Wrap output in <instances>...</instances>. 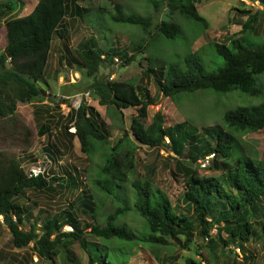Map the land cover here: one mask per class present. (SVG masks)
Returning a JSON list of instances; mask_svg holds the SVG:
<instances>
[{
  "label": "trees",
  "instance_id": "obj_1",
  "mask_svg": "<svg viewBox=\"0 0 264 264\" xmlns=\"http://www.w3.org/2000/svg\"><path fill=\"white\" fill-rule=\"evenodd\" d=\"M77 1L38 0L28 15H16L6 21V44L4 52L0 54V126L4 132H15V129H19L15 126L18 121L15 114L18 102L30 103L36 98L43 99V89L39 82L44 76L43 70L53 39H61L67 35L66 19H80L89 12L87 8L80 7ZM145 2L154 10L165 4L168 8L166 16L178 12L186 19L204 23L191 0ZM258 3L264 5V0H258ZM14 5L12 0L0 4V19L7 13H12L15 10ZM114 11L111 19L116 24L139 26L144 32L150 27L149 17L126 15L118 4ZM240 13L246 14L243 11ZM254 21L253 18L247 19L243 24V31L251 28ZM177 27L176 24L162 20L155 29L164 39L174 40L178 37ZM242 41L232 40L229 44L210 43L214 46V56H218L222 61L221 66L213 72H206L201 59L191 54L184 59L185 67L178 64L168 65L159 71V78L155 81L160 93L168 98L178 93L197 90H212L221 94L239 91L250 96L260 95L262 89L257 87L254 76L264 73V39L259 44ZM96 43L95 38L90 37L79 43L76 50L84 72L92 79L88 87L92 96L100 106H113L121 109V112L124 109L136 108L129 128L134 141L150 149H167L177 157L185 154L189 168L187 173L183 174L185 182L180 208L150 179L136 177L133 156L137 146L130 142L131 147L122 156V145L125 140L130 141L127 134H124L109 148L107 157L99 167L94 185L100 192L110 196L114 186L117 188L118 184L126 182L128 175L132 174L134 179L129 184L134 193L132 208L145 220L147 233L140 237L136 232L129 230L126 224L115 225L117 217L131 209L125 198L119 200L122 205L108 214L105 225L100 226L97 223L96 203L88 193L81 201V209L85 213L88 210V215L92 218L90 234L98 239L135 243L142 241L153 246L181 244L185 250H190V245L196 237L202 242L206 241L210 257L205 260V264H217L214 263L217 259L215 250L220 244L224 248L236 245L240 251H244L245 244L251 238L261 239L264 244V213H261L262 209L259 208V202H264V157L260 159L256 153L244 154L240 144L243 136L264 129V102L227 111L223 116L222 126L201 129L202 132L199 133L189 132L186 121L164 128L163 119L159 114L153 115L152 121L146 124L147 109L151 105L146 88L141 90L130 81L97 77L104 62L112 63L114 59L118 62L120 59L122 63L129 64L134 60V54L128 56L123 50L102 52ZM231 45L233 48H230ZM142 48L143 45H140L138 50ZM64 58L61 52L59 60ZM150 72L151 70H147L146 73ZM139 90L143 93L140 94ZM69 121L73 122L74 135L79 141L81 152L86 156L95 150L96 144H108L112 138L109 127L95 108L85 101L80 103L78 109L71 110ZM68 127H62V132L69 134ZM42 128L41 134L50 133L47 125ZM24 129L25 137L21 146L27 148L32 134L25 127ZM166 138L168 143L165 142ZM50 146L45 150H51ZM209 156H212L209 170L220 172L221 176H199L193 169L198 166L199 159ZM55 159L52 156L51 160ZM38 166L41 169L45 165L40 163ZM30 174L29 168L22 167L16 155H7L0 151V218L11 236L13 248L22 249L33 243L32 249L36 255L44 261H51L58 255L59 248L63 249L76 241L86 252L89 264H107L103 257L95 258L93 252L88 249L92 244L89 245L84 239L85 230L75 220L71 212L72 207L63 211L65 213L62 222L55 217L48 221L42 234L37 233L35 225L27 231L21 229L20 225L29 206L20 205L17 199L30 188L43 191L47 190L52 182L64 183V179H50L41 173ZM103 176L106 179H101ZM76 183L73 178L70 184L76 187ZM86 199L88 202H84ZM66 225L72 228L71 233L60 232ZM213 230L216 234L212 237L210 234ZM225 253L226 251H220V257L225 256ZM65 257L70 264L73 263L67 252ZM252 258L245 257V260ZM170 260L176 261L177 255L172 256ZM186 263L196 264L191 259H187Z\"/></svg>",
  "mask_w": 264,
  "mask_h": 264
},
{
  "label": "rangeland",
  "instance_id": "obj_2",
  "mask_svg": "<svg viewBox=\"0 0 264 264\" xmlns=\"http://www.w3.org/2000/svg\"><path fill=\"white\" fill-rule=\"evenodd\" d=\"M6 1L2 0L0 4L6 3ZM22 1L25 4L20 7L18 12L15 9L0 19V54L4 52L6 44V21L16 15H25L38 0H13L14 8ZM257 1L191 0L198 14L204 20V23H200L184 18L178 12L172 16H166L168 8L165 4L160 5L158 10H154L145 0H78V5L87 8L89 12L80 19H66L68 23L67 35L61 39H53L48 52L44 76L39 82V86L43 89V99L36 98L30 103L18 102L16 104L15 114L18 121L15 126L19 129H15V132L13 130L4 132L0 126V149L6 148L7 155L14 153L16 147L24 149L21 145H23L22 141L25 137V127L32 134L28 146L33 149L35 145V152H37L35 155L37 157L34 162L30 163L29 170L41 163L47 165V178L64 179L61 176L64 175L72 180L74 178L77 182V186L71 185L70 194L67 195L66 192L64 197L63 195L57 197L58 194L54 190L35 191L31 188L27 190L20 199H17L20 205L29 206L23 223L20 225L21 229L27 231L32 225H35L37 233L42 234L48 221L55 217L59 222H62L65 213L63 211L72 207L71 212L75 220L85 230L84 239L89 245L92 244L88 246V249L93 252L95 258L103 257L107 264H123L124 262L127 264H187V259L193 260L196 264H205V260H209L210 257L206 241L202 242L196 237L190 245V250H185L181 244L179 246H175V244L153 246L142 243V241L135 243L115 239H98L90 234L91 228L89 227L93 224L92 218L88 215V210L85 213L81 209L83 207L81 201L88 193L96 203L97 223L100 226L105 225L108 214L122 205L119 200L125 198L131 209L117 217L115 225L126 224L129 230L136 232L140 237L147 233L145 220L132 208L134 193L129 185L134 179L132 174L128 175L126 182L118 184L117 188L114 186V191L110 196L100 192L94 185L99 167L107 157L109 148L124 134H127L130 141L125 140L126 142L122 145V156L131 147L130 142L137 146L134 148L133 156L136 177L150 179L155 186L166 192L173 204L180 208L182 207L181 195L185 182L183 174L187 173L189 162L185 154L177 157L167 149H150L134 141L129 128L130 119L136 114V108L124 109L121 112V109L118 110L113 106L99 108V104L97 105L100 109L99 112L95 110L111 130L112 141L110 140L105 145L96 144L95 150L89 156L83 154L77 137L72 133L74 131L73 122L69 121L71 110H75L71 104L73 103L76 107L84 101L83 99L90 98V104H88L92 106L95 104L93 101H97V99L88 89L92 79L84 72L85 69L77 57L76 50L83 40L94 37L97 47L102 52L123 50L128 56L133 53L134 60L129 64L122 63L120 59L118 62L117 59H114L112 63L104 62L97 77H108L114 81H130L141 90L146 88L151 100V105L147 109L146 124L152 121L153 115L159 114L163 119L162 126L164 128L173 127L186 121L189 132L199 133L202 132L201 129L222 126L223 116L227 111L263 103L264 73L254 76L257 87L262 89L260 95L250 96L239 91L221 94L212 90H197L191 93H178L169 98L160 93L155 83L159 78L158 73L171 64L185 67L184 59L190 54L201 59L206 72L215 71L221 66L222 61L218 56H214V46L210 43L229 44L232 40H243L242 42L259 44L264 39V5ZM117 4L122 7L126 15H135L138 18L149 17L151 23L148 30L144 32L139 26L114 23L111 16L115 12L114 7ZM22 7H24L23 11ZM240 11L246 14H241ZM249 18H253L255 21L251 24V28L243 31V24ZM162 20L178 26L176 39L166 40L157 33L155 26ZM140 45H143L142 50H138ZM232 46L230 48H233ZM61 52L65 58L60 61ZM147 70H151V72L147 74ZM141 90L138 91L140 94L143 93ZM54 106H56L55 109ZM102 116L104 117L102 118ZM45 120L51 129L50 133L42 138L35 137L38 127ZM65 125L69 126V132L73 135L70 138L71 148L68 146L67 137L61 136L62 127ZM165 142H168V138L165 139ZM48 144H51L52 147ZM240 144L244 154L256 153L258 158L262 159L264 157V129L243 136ZM49 146L51 150L46 151L45 149H48ZM54 151L60 152L55 153ZM52 156L56 158L54 161L51 160ZM211 158L212 156H209L198 160V166L193 169L199 176L217 177L222 175L220 172L209 170ZM55 167H59V169L55 170ZM101 179H106V177L103 176ZM58 182L59 184L63 183ZM54 183L57 182H52V184ZM84 202H88V200L86 199ZM259 208L262 209L261 213H264V202H259ZM258 216L261 217V215ZM42 226L43 228H41ZM66 227L64 226L61 231L71 233L69 227ZM6 230L3 220H1L0 264H70L65 257V252L71 257L74 264H89L86 252L80 248L76 241L69 243L63 249L59 248L58 255L54 260L44 261L33 251V243H29L22 249L13 248L11 236ZM215 234L216 232L213 230L211 236L213 237ZM107 247L111 249H107ZM263 247L262 240H254V238L245 244L244 251H240L236 245L224 248L220 244L215 250L217 259L214 263L264 264ZM222 250L226 253L225 256L220 257ZM175 255H177V260L172 262L170 258ZM249 256L253 258L245 260V257Z\"/></svg>",
  "mask_w": 264,
  "mask_h": 264
},
{
  "label": "crops",
  "instance_id": "obj_3",
  "mask_svg": "<svg viewBox=\"0 0 264 264\" xmlns=\"http://www.w3.org/2000/svg\"><path fill=\"white\" fill-rule=\"evenodd\" d=\"M0 1H2V0H0ZM13 1V0H12ZM38 2V1H37ZM37 2H35L34 3V5L31 7V9L25 14V15H19V16H17V17H23V16H26V15H28L34 8H35V5L37 4ZM23 4H25V3H23V1L22 2H20V3H18V5H17V7L15 8V9H17V12L19 11V9H20V7L23 5ZM2 9V8H1ZM22 9V11L24 10V7H22L21 8ZM8 14V13H7ZM4 18V17H3ZM44 72H45V70H43ZM73 80V79H72ZM78 96H80V95H78ZM77 96V97H78ZM90 98H86V99H83V100H85L86 102H87V104L89 103V100ZM95 102V104L93 105L92 104V106L98 111V110H100L99 108H102L103 106H100L99 105V108H98V103H97V101H93V103ZM47 104H49V103H47ZM90 104V103H89ZM72 105V108H75V106L73 105V103L71 104ZM43 106V105H42ZM56 108V106H54V109ZM71 108V109H72ZM104 108V107H103ZM123 111V110H122ZM99 112V111H98ZM106 112V111H105ZM34 114H35V112H34ZM36 116V115H35ZM34 116V117H35ZM37 117V116H36ZM104 116H102V118H103ZM71 118H69V120H70ZM44 125H47L48 126V123H47V121L45 120V122H43V124L41 125L42 127L44 126ZM40 128V127H38V130L36 131V134H35V137H38V138H42V137H45V136H47V134H41V131L43 130V128ZM73 127V126H72ZM51 130V129H50ZM34 134V133H33ZM61 136L62 137H67V140H69L68 141V146L71 148V146H70V138H72L73 137V135L69 132V134H67L66 132H62V134H61ZM67 142V141H66ZM43 143H44V141H43ZM51 145V144H50ZM48 146V145H47ZM46 146V147H47ZM30 146H28L27 148H24L23 150H21L20 148H15V150L13 151L14 153H12V154H14V155H16V158H17V160L20 162V164H21V166L22 167H27V168H29V166L31 165L30 163L31 162H34L35 161V158L37 157V156H35L36 155V153L37 152H35V145H34V147H33V149L31 148ZM11 150V149H10ZM41 150V149H40ZM0 151H3V152H6L7 151V149L6 148H2V149H0ZM32 156V157H31ZM55 170H58L59 169V167H55L54 168ZM63 178H64V183H60L59 184V182H57V183H54V184H52V185H50L49 186V188L47 189V190H54V191H56V194H58V196L57 197H60V196H62L63 195V197L65 196V193L67 192V195L68 194H70L69 193V191H71L70 189H71V184L70 183H72V179L70 178V177H64V175H61ZM62 192V193H61ZM55 194V195H56ZM48 199H52V198H48ZM54 218V217H53ZM2 220V218H0V221ZM6 232L8 233V231L6 230Z\"/></svg>",
  "mask_w": 264,
  "mask_h": 264
},
{
  "label": "clouds",
  "instance_id": "obj_4",
  "mask_svg": "<svg viewBox=\"0 0 264 264\" xmlns=\"http://www.w3.org/2000/svg\"><path fill=\"white\" fill-rule=\"evenodd\" d=\"M258 2V1H257ZM110 80V79H109ZM85 101V100H84ZM86 102V101H85ZM81 103V102H80ZM80 103L75 107V109H78V107L80 106ZM73 128V127H72ZM74 129V131L72 132L73 134L75 133V128H73ZM168 143V142H167ZM40 166H38V165H36V166H34L33 168H39ZM46 168H47V165H45V166H43L42 168H41V170H43V172L41 173V174H43V175H45V176H47L48 175V173L46 172ZM66 226H68L69 227V229H70V231L72 232V228L69 226V225H66ZM65 226V227H66ZM68 227H66V228H68ZM62 232V231H61ZM216 232V231H215ZM211 235V234H210Z\"/></svg>",
  "mask_w": 264,
  "mask_h": 264
},
{
  "label": "built area",
  "instance_id": "obj_5",
  "mask_svg": "<svg viewBox=\"0 0 264 264\" xmlns=\"http://www.w3.org/2000/svg\"><path fill=\"white\" fill-rule=\"evenodd\" d=\"M30 172H31L30 175H37L39 173H42L43 170H41L40 168H32V169H30Z\"/></svg>",
  "mask_w": 264,
  "mask_h": 264
}]
</instances>
